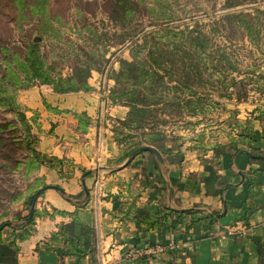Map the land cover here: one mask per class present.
Returning <instances> with one entry per match:
<instances>
[{"label": "rangeland", "instance_id": "1", "mask_svg": "<svg viewBox=\"0 0 264 264\" xmlns=\"http://www.w3.org/2000/svg\"><path fill=\"white\" fill-rule=\"evenodd\" d=\"M152 52L166 56L160 71L166 81L172 70L191 71L194 84L188 92L167 83L162 102L149 107L158 110L156 127L128 129L126 106L135 99L112 96L115 77L122 61L143 64ZM86 71V90L58 92L43 81L61 84ZM82 96L90 109L62 107L63 99ZM168 98L174 107L165 106ZM261 109L264 0H0V254L3 247L17 252L34 229L36 220L27 217L37 192L48 186L71 200L59 185L92 173L65 155L63 131L93 148L104 134L119 146L147 142L143 152L160 164L167 147L175 151L169 163L191 154L205 164L227 148L233 156L243 152L259 133L250 125L264 118ZM44 136L61 156L43 155ZM65 227L59 242L69 247L75 238Z\"/></svg>", "mask_w": 264, "mask_h": 264}, {"label": "crops", "instance_id": "2", "mask_svg": "<svg viewBox=\"0 0 264 264\" xmlns=\"http://www.w3.org/2000/svg\"><path fill=\"white\" fill-rule=\"evenodd\" d=\"M83 97L65 98L62 107L90 109ZM250 126L259 133L243 152L233 156L227 148L219 160L209 154L205 164L196 163L191 154L169 163L175 159L170 147L160 164L138 152L147 142L119 146L104 134L93 148L88 142L75 143L73 134L63 131L65 155L92 173L59 185L71 200L52 188L44 190L32 235L17 252L1 248L0 264H264V118ZM40 148L46 157L63 154L48 136ZM185 211L216 214L218 219L209 228L202 222L191 225L196 215L181 216ZM62 225L75 238L80 256L57 253L66 248L59 242ZM170 242L175 249L143 255Z\"/></svg>", "mask_w": 264, "mask_h": 264}, {"label": "trees", "instance_id": "3", "mask_svg": "<svg viewBox=\"0 0 264 264\" xmlns=\"http://www.w3.org/2000/svg\"><path fill=\"white\" fill-rule=\"evenodd\" d=\"M19 10V9H18ZM24 11V10H20ZM35 13V12H34ZM44 16V14H43ZM162 52V51H161ZM164 56L156 55L155 52H152L148 55V61H146L143 64H134V63H128L126 61L121 62L120 70L117 76L115 77L116 83L118 85V88L113 90L112 96L114 95L116 97H123V96H132L135 100L129 101L128 107L129 111L127 113V118L125 123L123 125L127 126L128 129L133 130H151L153 127L151 126V123H155L153 120L156 119V115L158 113V110H149L150 106H157L160 102H162L163 96L165 95V90L167 88V83L169 82H175L183 91L190 92L194 81H193V73L191 71L184 72L183 74L179 73L176 70H172L170 72L169 70V76L168 81H166L165 77L163 75H160V71H162V63L161 59ZM174 56H170L169 61L170 63L173 62ZM183 58V57H182ZM182 67L185 66V62L181 61ZM147 67V69H146ZM150 69V70H149ZM165 69V68H164ZM39 72H37L38 74ZM81 73L76 74L74 78H68L65 81L61 82V84H56L55 82H51V80L45 79V81L48 84H52L55 86V89L58 92H70V91H80V90H86L88 89L86 80L89 76V72L86 71L85 74L79 75ZM37 77L39 79L42 76L39 74ZM76 79V82L74 81ZM131 81H134L133 84H131L130 88L128 87L129 83ZM168 102L165 103V106H171L174 107V105L169 103V98L166 99ZM176 101V100H174ZM179 105L176 104L177 107ZM186 106H190L191 102L187 101ZM161 113H165L166 115H172L170 110L168 112H165L164 109H159ZM162 122L160 125H164ZM127 137V136H126ZM130 137V136H128ZM127 137V138H128ZM119 143L125 142L126 140H118ZM51 188V187H44L42 190L37 192L38 198L42 196L43 191ZM196 215V217L191 218V225L202 222L204 224L205 228H209L216 220L218 219V215L216 214H200V212H192V211H185L182 212L181 216H192ZM38 216H40V213L35 209L32 216H28L27 220L36 219ZM166 216H163L161 220H164ZM34 229L31 231L30 234H28L25 238H23L21 241L26 240L29 238ZM71 243V246L67 247L65 249H57V253L59 255H68V254H75L77 256H80L79 250L77 249V244L74 242Z\"/></svg>", "mask_w": 264, "mask_h": 264}, {"label": "built area", "instance_id": "4", "mask_svg": "<svg viewBox=\"0 0 264 264\" xmlns=\"http://www.w3.org/2000/svg\"><path fill=\"white\" fill-rule=\"evenodd\" d=\"M176 246L173 242H170L168 245H162V244H156L150 248H148L147 250H145L144 254L143 255H147V256H150V255H157V254H160V253H163L169 249H175ZM133 255H140V253H134Z\"/></svg>", "mask_w": 264, "mask_h": 264}, {"label": "water", "instance_id": "5", "mask_svg": "<svg viewBox=\"0 0 264 264\" xmlns=\"http://www.w3.org/2000/svg\"><path fill=\"white\" fill-rule=\"evenodd\" d=\"M139 151H144V148H140V149L138 150V152H139Z\"/></svg>", "mask_w": 264, "mask_h": 264}]
</instances>
